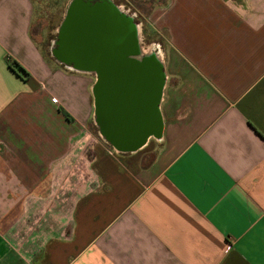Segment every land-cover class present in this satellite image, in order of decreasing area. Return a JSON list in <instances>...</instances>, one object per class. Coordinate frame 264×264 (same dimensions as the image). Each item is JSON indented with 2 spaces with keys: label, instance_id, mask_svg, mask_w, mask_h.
<instances>
[{
  "label": "crops",
  "instance_id": "0c3cea01",
  "mask_svg": "<svg viewBox=\"0 0 264 264\" xmlns=\"http://www.w3.org/2000/svg\"><path fill=\"white\" fill-rule=\"evenodd\" d=\"M139 1L161 131L123 153L34 1L0 0V264H264V0Z\"/></svg>",
  "mask_w": 264,
  "mask_h": 264
},
{
  "label": "water",
  "instance_id": "95a60500",
  "mask_svg": "<svg viewBox=\"0 0 264 264\" xmlns=\"http://www.w3.org/2000/svg\"><path fill=\"white\" fill-rule=\"evenodd\" d=\"M57 32L53 54L69 68L97 72L106 68L103 61L114 62L111 77L93 85L107 142L127 153L149 136L157 138L165 70L159 56L142 52L134 17L113 0H69Z\"/></svg>",
  "mask_w": 264,
  "mask_h": 264
},
{
  "label": "rangeland",
  "instance_id": "374dc122",
  "mask_svg": "<svg viewBox=\"0 0 264 264\" xmlns=\"http://www.w3.org/2000/svg\"><path fill=\"white\" fill-rule=\"evenodd\" d=\"M35 4V12L33 17V22L31 30L34 34L35 39L42 45V47L48 49L49 40L52 39L54 34L63 19L65 10L67 8L69 0H33ZM116 4L127 11L131 12L137 23L138 30V40L139 46L143 53H155L162 60L163 52V42L164 39L153 31L147 22V13L152 7L149 1H139V0H113ZM131 9V11L128 10ZM133 13V14H132ZM79 78L80 87H78V93L80 98L85 95L86 106L85 110H88L89 103L94 105V94H93V84H91L92 77L85 74H81ZM92 130V126H90ZM92 140L90 137L87 141V146ZM86 154L91 155V149L86 148ZM151 155L147 153L146 158Z\"/></svg>",
  "mask_w": 264,
  "mask_h": 264
},
{
  "label": "flooded vegetation",
  "instance_id": "af4514ba",
  "mask_svg": "<svg viewBox=\"0 0 264 264\" xmlns=\"http://www.w3.org/2000/svg\"><path fill=\"white\" fill-rule=\"evenodd\" d=\"M128 10L131 11V9H129V8H128ZM127 13L131 14V12H127ZM57 36H58V32H56L54 34V36L52 37V39L49 40V49H50L52 54H53V51H56V49L58 47V45H57L58 37ZM53 56H54V54H53ZM54 58H55V60L60 61L62 64L65 65V63L62 62L61 60L57 59L56 56H54ZM72 63L73 62L69 61V64H72ZM113 63L114 62L111 61V60H106V61H103L101 63L104 67H106L104 70H100V71H97V72H92V71H80V72L91 76L93 81H94V83L97 82V84H98L99 82H102L105 78L111 77L110 70H108V67H110ZM72 70H74V69H72ZM99 124L101 125L102 123H99Z\"/></svg>",
  "mask_w": 264,
  "mask_h": 264
},
{
  "label": "trees",
  "instance_id": "16d2710c",
  "mask_svg": "<svg viewBox=\"0 0 264 264\" xmlns=\"http://www.w3.org/2000/svg\"><path fill=\"white\" fill-rule=\"evenodd\" d=\"M10 67L15 72L17 70V71L21 72L23 75H27V73L25 72V70L17 62H15V61H13V63L11 64Z\"/></svg>",
  "mask_w": 264,
  "mask_h": 264
},
{
  "label": "built area",
  "instance_id": "2783aa9c",
  "mask_svg": "<svg viewBox=\"0 0 264 264\" xmlns=\"http://www.w3.org/2000/svg\"><path fill=\"white\" fill-rule=\"evenodd\" d=\"M52 101H53V102H56L57 100H56L55 98H52Z\"/></svg>",
  "mask_w": 264,
  "mask_h": 264
}]
</instances>
